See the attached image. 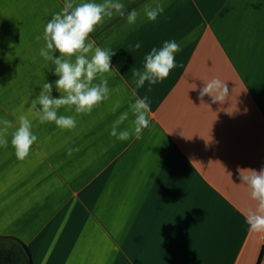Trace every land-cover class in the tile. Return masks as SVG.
<instances>
[{
    "label": "crops",
    "instance_id": "crops-1",
    "mask_svg": "<svg viewBox=\"0 0 264 264\" xmlns=\"http://www.w3.org/2000/svg\"><path fill=\"white\" fill-rule=\"evenodd\" d=\"M121 2L140 12L136 24L114 16L90 34L115 51L110 98L90 115L61 107L77 120L61 131L28 108L59 78L37 37L65 0H0V119L16 127L27 115L38 137L24 161L10 135L0 147V235L21 239L32 264H257L264 231L246 223L257 205L238 169L264 168V0H159L155 22L142 9L156 0ZM171 40L178 66L151 91L136 88L131 69ZM214 78L225 101L200 98ZM146 95L142 138L111 136L126 111L120 130L134 128L129 106Z\"/></svg>",
    "mask_w": 264,
    "mask_h": 264
},
{
    "label": "clouds",
    "instance_id": "clouds-1",
    "mask_svg": "<svg viewBox=\"0 0 264 264\" xmlns=\"http://www.w3.org/2000/svg\"><path fill=\"white\" fill-rule=\"evenodd\" d=\"M143 14L150 22H155L157 17L164 12V5L156 0L154 6L146 4ZM125 5L121 0H65L62 9L54 13L47 22L43 36L45 45L41 47L39 55L47 62L54 65V75L59 77L53 83L55 89L61 95L59 98L52 96L53 83L44 82L39 95L31 100L29 113L34 114L41 124L54 123L61 131H72L77 126V120L72 115L59 114V109L65 107L68 112L90 115L104 101L110 98L111 89L108 86V76L112 73L111 58L115 51L110 48H102L96 45V41L90 38L98 26H102L106 20L114 16L125 17ZM140 12L133 9L126 15L129 25L137 22ZM135 49H140L137 42ZM59 52L55 57L54 53ZM181 51L180 45L175 41H165L160 49L153 47L145 56L143 70L132 68V75L136 88L144 86L145 82L151 86L163 83L170 72L178 65L175 62V54ZM99 81V82H95ZM196 88V86H195ZM194 88V89H195ZM135 90L133 96H135ZM200 98L205 95L212 98V102H222L229 96V89L225 82L212 79L205 82L200 90ZM40 105L41 107H37ZM119 107L117 102L113 108ZM130 111L134 116V128L120 130L129 117V112L122 113L113 122L110 135L120 141H126L135 135L136 139L142 138V131L150 127L149 114L151 112L150 100L146 95L135 99L131 103ZM18 126L8 119H0V147L7 148L9 135L11 145L15 149L16 158L24 161L31 152L38 137L32 131V121L27 115L21 114L17 118ZM14 129V130H13ZM76 149L69 148L68 155ZM241 183L246 184L250 190L251 198L256 202V209H249L246 223L251 229L264 231V168L259 171L253 169H238Z\"/></svg>",
    "mask_w": 264,
    "mask_h": 264
},
{
    "label": "trees",
    "instance_id": "trees-1",
    "mask_svg": "<svg viewBox=\"0 0 264 264\" xmlns=\"http://www.w3.org/2000/svg\"><path fill=\"white\" fill-rule=\"evenodd\" d=\"M0 264H32L28 246L17 237L0 235Z\"/></svg>",
    "mask_w": 264,
    "mask_h": 264
},
{
    "label": "built area",
    "instance_id": "built-area-1",
    "mask_svg": "<svg viewBox=\"0 0 264 264\" xmlns=\"http://www.w3.org/2000/svg\"><path fill=\"white\" fill-rule=\"evenodd\" d=\"M257 264H264V243Z\"/></svg>",
    "mask_w": 264,
    "mask_h": 264
}]
</instances>
